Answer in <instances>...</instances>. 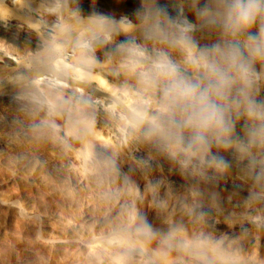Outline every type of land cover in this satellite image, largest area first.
Segmentation results:
<instances>
[{
	"label": "rangeland",
	"instance_id": "obj_1",
	"mask_svg": "<svg viewBox=\"0 0 264 264\" xmlns=\"http://www.w3.org/2000/svg\"><path fill=\"white\" fill-rule=\"evenodd\" d=\"M45 2L26 0L20 9ZM64 5L50 7L55 26ZM93 5L83 6L82 18L89 19ZM38 16L18 19L16 31L34 35ZM83 23H74L82 34L67 32L71 41L66 33L56 41L45 37L43 53L50 59L79 43L94 67V109L48 86L16 84L17 76L0 84V264H264V198L247 200L250 184L236 167L210 187L144 142L123 110L140 100L134 76L124 62L92 48L86 36L94 27ZM138 24L135 39L143 43ZM121 41L112 37L111 43ZM39 57L28 54L25 68ZM105 69L125 80L99 81ZM106 85L118 100L102 96ZM49 104L61 107L53 113ZM144 220L150 235L139 230Z\"/></svg>",
	"mask_w": 264,
	"mask_h": 264
},
{
	"label": "clouds",
	"instance_id": "obj_2",
	"mask_svg": "<svg viewBox=\"0 0 264 264\" xmlns=\"http://www.w3.org/2000/svg\"><path fill=\"white\" fill-rule=\"evenodd\" d=\"M175 11L155 2L138 10L143 43L116 46L140 97L132 129L181 174L219 182L236 167L250 184L247 200L264 198V0H176ZM101 20L115 34L137 27L127 17ZM139 230L152 233L146 220Z\"/></svg>",
	"mask_w": 264,
	"mask_h": 264
},
{
	"label": "bare ground",
	"instance_id": "obj_3",
	"mask_svg": "<svg viewBox=\"0 0 264 264\" xmlns=\"http://www.w3.org/2000/svg\"><path fill=\"white\" fill-rule=\"evenodd\" d=\"M25 1L26 0H0V84L4 77L12 78L17 76L15 79L16 84H25L29 87L48 86V90L61 92L62 96L70 100L78 101V99L83 98L87 101V104L83 105L88 109H94L96 107V93L98 92V85H94L93 87V85L91 84L93 83L92 80L96 76H94V74L91 75L94 71V67L92 66L93 64H91V62L86 59L85 56L87 55V53L79 49V43L73 44L70 42L68 47H66L64 50L61 49L60 51H53L55 53H53V57L50 56L49 59V57L44 55L43 53L44 48H46L44 47L46 42L44 41L45 37H50L53 39V41H56L63 34L64 36H66L65 33L67 34V32L69 31L72 32L74 30L76 31V33L82 34L83 29H76L77 27L74 25V23L87 22L89 23V25L94 27L93 31L89 32L86 36V39L88 40V42H90L92 48L96 52L105 51L106 53H108V55H112L119 61L124 62V58L116 54V47H114L111 43L112 39L107 43L104 42V37L109 33H113L114 26L110 23L103 22L101 20V17H110L115 20H119L122 17H127L133 24L138 21L136 12L138 10H143V8L145 7H151L153 5V0H139L141 2V6L137 4V0H66L65 4L67 2L69 3L67 5H64V0H48L49 2H45V4L34 3L24 11V9L21 10L20 8L21 6L23 7L22 4L23 2L25 4ZM154 1L159 6L166 7L172 16L176 15V0ZM5 3L10 4L12 6V9H9V7L5 5ZM91 3H94V11L90 15L91 19L90 17L89 19L82 18V16H85V14H83L85 11L83 6H90ZM61 4L62 6H65V12L63 13V17L61 16L60 18V25L55 26L50 20V14L53 10H51L50 7L59 5L61 6ZM70 7L73 8V11L75 12H77L78 10L79 14L76 13L74 14L75 16H73L74 12H72V9H70ZM55 8L56 7H54V12L56 14L57 9L55 11ZM35 12L39 15L38 17H40L39 20L35 21V23L32 22L31 24L32 26H34L35 24L34 31L36 29V33L34 35H29V32L31 30L28 33L16 31L15 28L18 19H21L30 13H32L33 15ZM186 15L188 16V19L190 21H195V18L191 12H187ZM28 17L30 18V16ZM71 24H73L75 27H72L73 25ZM25 28L26 27L24 26L23 29L25 30ZM134 30H132L131 33L129 32L128 34H125L122 31L120 32V34L113 33L112 37H118L122 40H126L129 37L136 38V35H134ZM137 32L138 31H136L135 33ZM199 35L200 34L197 33L198 37ZM70 36L71 35L69 34V38L67 39H70ZM71 40L72 39H70V41ZM52 43L53 42H51L50 44ZM81 45L82 44L80 43V47ZM40 49L43 50L40 51ZM30 53L35 58L40 56L38 58L40 61L29 69L25 68L24 63L25 57ZM66 62H69L72 65L67 64ZM95 64L96 63H94V65ZM95 66H97V64ZM23 70H26L27 73L23 72ZM19 74H21V76H19ZM113 74L114 73L110 72L108 69L101 70L100 74L98 75L99 77L97 76V79L99 81L104 80V82L105 80L107 82H111L114 80L119 82L120 80H125V77H119L116 74ZM127 82L133 84L135 83L132 79H128ZM114 92L115 90L113 91L111 86L106 85L104 87V94L102 96L106 97L110 101L118 100L115 97ZM54 102L55 104H58L61 102V100L55 98ZM123 110L124 113L130 116L132 115L133 109L126 104L123 105ZM195 180L210 187L218 186L222 183V180L219 182H204L199 178H195ZM262 229L263 226L259 228V232Z\"/></svg>",
	"mask_w": 264,
	"mask_h": 264
}]
</instances>
